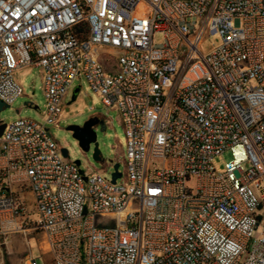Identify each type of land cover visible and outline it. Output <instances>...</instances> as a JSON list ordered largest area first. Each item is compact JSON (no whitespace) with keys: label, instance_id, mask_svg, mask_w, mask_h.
Masks as SVG:
<instances>
[{"label":"built area","instance_id":"2783aa9c","mask_svg":"<svg viewBox=\"0 0 264 264\" xmlns=\"http://www.w3.org/2000/svg\"><path fill=\"white\" fill-rule=\"evenodd\" d=\"M30 66L46 112L0 137V264L19 233L43 234L54 264H264V0H0L1 101ZM82 75L126 130L116 182L49 129Z\"/></svg>","mask_w":264,"mask_h":264},{"label":"rangeland","instance_id":"374dc122","mask_svg":"<svg viewBox=\"0 0 264 264\" xmlns=\"http://www.w3.org/2000/svg\"><path fill=\"white\" fill-rule=\"evenodd\" d=\"M155 43L165 42L163 34L155 35ZM222 45L220 35H207L200 51L203 55L214 52ZM15 80L22 86L23 95L18 98L9 108L0 114V119L5 124L28 119L44 124L46 112V98L43 89V77L40 68L35 66L18 69L15 72ZM81 87L76 101L72 102L73 90ZM29 103V106H26ZM92 116H102L106 122V130H97V141L103 155V162H97L93 158L94 146L89 153H85L72 133L67 130L70 126H83ZM52 136L61 148L69 151L71 162L80 161V170L87 175L97 174L106 180H112L115 172L113 165H119V173L125 174L123 155L127 147L126 130L122 123L120 113L117 109L109 110L103 103L101 97L90 86L84 75L78 77L68 94L62 107L59 127H51ZM231 152H225L215 157L213 165L217 173L225 171L226 164L231 160ZM249 167V165H245ZM30 202V208H34V201L30 195L24 196ZM8 245L3 249V264H25L27 259H35L38 264H54L53 258L42 250L44 235L37 234H13L9 238ZM44 247V246H43Z\"/></svg>","mask_w":264,"mask_h":264},{"label":"water","instance_id":"95a60500","mask_svg":"<svg viewBox=\"0 0 264 264\" xmlns=\"http://www.w3.org/2000/svg\"><path fill=\"white\" fill-rule=\"evenodd\" d=\"M81 91V87H76L73 90L72 102L76 101L79 93ZM29 103H26V106H29ZM10 105L4 103L0 100V114L5 109L9 108ZM102 116H92L89 120H87L83 126H70L67 128L69 132L72 133V136L75 140L78 141L79 146L85 153H89L91 151L92 146H94L93 150V158L97 162H103V155L99 148V143L97 141V130L100 128L101 131H105L107 128V124ZM6 128V124L0 119V137L3 135V132ZM62 154L65 158H69V151L66 148H62ZM77 166H81L80 161L74 162ZM115 172L112 175V181L116 182L117 178L121 177L119 173V165H113ZM82 172V171H81Z\"/></svg>","mask_w":264,"mask_h":264},{"label":"crops","instance_id":"0c3cea01","mask_svg":"<svg viewBox=\"0 0 264 264\" xmlns=\"http://www.w3.org/2000/svg\"><path fill=\"white\" fill-rule=\"evenodd\" d=\"M13 189L18 192V194L22 195L23 197L26 196V195H30L32 197V200L34 201V197L32 195V193H30L29 191H25L21 185H14L13 186ZM25 198V197H24ZM26 199V198H25ZM27 200V199H26ZM28 204H30V202L27 200ZM48 253V252H47ZM51 257V259L53 258L52 257V254L48 253Z\"/></svg>","mask_w":264,"mask_h":264}]
</instances>
